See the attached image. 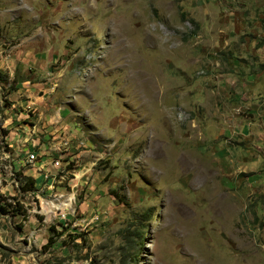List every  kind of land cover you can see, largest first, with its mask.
I'll return each instance as SVG.
<instances>
[{
  "label": "rangeland",
  "instance_id": "1",
  "mask_svg": "<svg viewBox=\"0 0 264 264\" xmlns=\"http://www.w3.org/2000/svg\"><path fill=\"white\" fill-rule=\"evenodd\" d=\"M0 207V264H264V0H0Z\"/></svg>",
  "mask_w": 264,
  "mask_h": 264
},
{
  "label": "built area",
  "instance_id": "2",
  "mask_svg": "<svg viewBox=\"0 0 264 264\" xmlns=\"http://www.w3.org/2000/svg\"><path fill=\"white\" fill-rule=\"evenodd\" d=\"M37 156L38 154L33 152V151H29L28 155L25 157L24 162H29L30 165H33L34 163L37 162ZM58 163H55V165H57Z\"/></svg>",
  "mask_w": 264,
  "mask_h": 264
},
{
  "label": "trees",
  "instance_id": "3",
  "mask_svg": "<svg viewBox=\"0 0 264 264\" xmlns=\"http://www.w3.org/2000/svg\"><path fill=\"white\" fill-rule=\"evenodd\" d=\"M26 184L29 185V187H27V188H23V191H28V190H32V189H33V188H32V187H33V183H32V181H28ZM6 206H7V207H10L11 204H7ZM5 210H6V209H5L4 207H0V211L6 214V211H5Z\"/></svg>",
  "mask_w": 264,
  "mask_h": 264
},
{
  "label": "crops",
  "instance_id": "4",
  "mask_svg": "<svg viewBox=\"0 0 264 264\" xmlns=\"http://www.w3.org/2000/svg\"><path fill=\"white\" fill-rule=\"evenodd\" d=\"M11 146H13L14 150H17L19 148V144H16V146H14V145H11Z\"/></svg>",
  "mask_w": 264,
  "mask_h": 264
}]
</instances>
